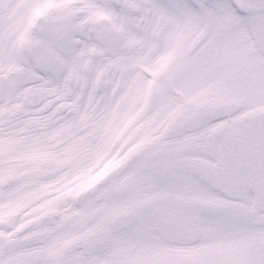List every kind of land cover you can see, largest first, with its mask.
I'll return each instance as SVG.
<instances>
[{
	"label": "snow or ice",
	"instance_id": "obj_1",
	"mask_svg": "<svg viewBox=\"0 0 264 264\" xmlns=\"http://www.w3.org/2000/svg\"><path fill=\"white\" fill-rule=\"evenodd\" d=\"M0 264H264V0H0Z\"/></svg>",
	"mask_w": 264,
	"mask_h": 264
}]
</instances>
